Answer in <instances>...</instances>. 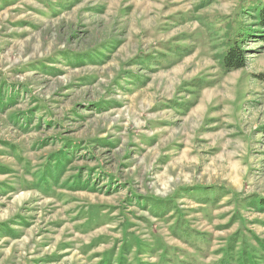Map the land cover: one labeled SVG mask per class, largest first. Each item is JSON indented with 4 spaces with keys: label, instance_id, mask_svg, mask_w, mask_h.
Instances as JSON below:
<instances>
[{
    "label": "rangeland",
    "instance_id": "obj_1",
    "mask_svg": "<svg viewBox=\"0 0 264 264\" xmlns=\"http://www.w3.org/2000/svg\"><path fill=\"white\" fill-rule=\"evenodd\" d=\"M263 5L0 0V264H264Z\"/></svg>",
    "mask_w": 264,
    "mask_h": 264
},
{
    "label": "trees",
    "instance_id": "obj_2",
    "mask_svg": "<svg viewBox=\"0 0 264 264\" xmlns=\"http://www.w3.org/2000/svg\"><path fill=\"white\" fill-rule=\"evenodd\" d=\"M254 19L260 29V31H258L259 35H257L258 40L264 45V5L259 8ZM247 35V32L246 34L243 32L238 35L231 43L228 50L223 54L222 63L226 70L240 69L247 65V50L243 46L244 38L247 37Z\"/></svg>",
    "mask_w": 264,
    "mask_h": 264
}]
</instances>
